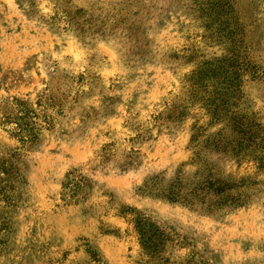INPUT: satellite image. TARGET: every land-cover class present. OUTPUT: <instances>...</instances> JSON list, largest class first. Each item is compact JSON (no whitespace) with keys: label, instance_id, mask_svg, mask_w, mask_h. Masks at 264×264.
<instances>
[{"label":"rangeland","instance_id":"374dc122","mask_svg":"<svg viewBox=\"0 0 264 264\" xmlns=\"http://www.w3.org/2000/svg\"><path fill=\"white\" fill-rule=\"evenodd\" d=\"M259 160L264 0H0V264H264Z\"/></svg>","mask_w":264,"mask_h":264},{"label":"trees","instance_id":"16d2710c","mask_svg":"<svg viewBox=\"0 0 264 264\" xmlns=\"http://www.w3.org/2000/svg\"><path fill=\"white\" fill-rule=\"evenodd\" d=\"M212 105L213 104H210L211 109H213ZM218 109H219L218 104L217 105L215 104L213 115L215 118L219 119V113L217 112ZM198 137L199 135L195 136L194 140H196ZM205 143L207 147L209 148L213 147L214 150H220L218 145L214 142L207 141ZM259 161L261 162L260 167H264L263 161L262 160H259ZM198 164L199 166L201 165V163H198ZM203 166L207 168L205 164H203ZM181 183H182V179L179 176L170 185L168 190L163 191V192L160 191L156 194L160 196L161 198L172 201V202L184 201L186 202V204H190V205L195 204L196 202L194 201H199L200 204L206 206L208 210H212V211L218 210L225 206H231L233 208H238V207L243 206L246 202L239 195L235 196L232 194L233 191H237L245 187V185H243V183H240V182H234L231 184L229 182H222L221 180H208L205 182L203 186L201 187L197 186L193 190L192 193L195 195L190 200H187L188 198L181 197ZM83 186L84 185H83L81 176L73 177L72 180H70L67 184L64 185V188L68 190V192L65 193V196L68 195V197H75L78 190H80ZM157 187H158L157 179H153L150 184L146 185L144 192L153 193L154 191L158 189ZM210 196H211V199L207 200L210 198ZM192 199H195V200H192ZM136 222L139 225L141 224V221L137 220ZM142 238L144 240V245L145 246L148 245L146 244V240L144 239V236Z\"/></svg>","mask_w":264,"mask_h":264}]
</instances>
